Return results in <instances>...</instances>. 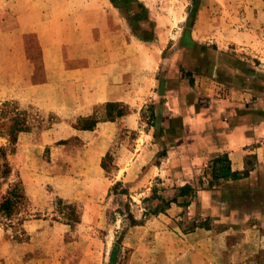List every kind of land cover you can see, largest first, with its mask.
Segmentation results:
<instances>
[{"label": "rangeland", "instance_id": "rangeland-1", "mask_svg": "<svg viewBox=\"0 0 264 264\" xmlns=\"http://www.w3.org/2000/svg\"><path fill=\"white\" fill-rule=\"evenodd\" d=\"M201 1L0 0L1 39L8 46L20 40L33 69L30 77L20 81L13 66L0 64V84L12 90L0 96V150L4 154L0 163L5 159L10 169L5 178L0 177V198L16 180L26 198L15 215L25 220L17 224L13 218V226L0 221V264H189L195 254L188 253L187 247L220 245V205H216L220 196L213 194L210 216H186L190 201H199L202 190L209 188L208 164L190 170L193 160L187 153L179 163L152 176L153 166L163 170L167 164L165 150L156 152L142 167L136 160V154L156 139L150 133L158 121L155 108L161 106L158 92L174 64L167 60L173 40L165 42L166 37L180 30L176 46L185 44ZM260 1L264 2L220 0V9L226 20L229 13L234 24H242L240 30L247 32L252 13L264 7ZM248 32L242 42L250 44L237 47L247 50H234L232 45L230 53L240 56L243 70L258 71L262 78L264 20ZM50 41L57 44H39ZM78 68L85 69L83 79L54 76L53 70L63 73ZM44 69L48 76H43ZM184 69L178 71L186 74ZM247 72L242 71L243 75ZM106 73L123 91V99L111 102L124 105L126 113L107 120L104 101L92 104L87 115L75 114L82 96L88 95V82L98 85ZM150 106L154 116H150ZM16 114L26 128L11 143L8 127ZM87 116L113 126L102 130L101 136L96 124L81 134L78 118ZM106 152L109 158L103 169L100 162ZM116 181L126 194L108 191ZM183 184L195 188L194 193L178 196ZM171 198L174 202H169ZM124 204L139 224L129 225ZM64 205L74 209L77 222L62 220L60 215L68 210ZM155 205H162L163 211L148 214ZM250 224L249 220L238 222L240 228Z\"/></svg>", "mask_w": 264, "mask_h": 264}, {"label": "crops", "instance_id": "crops-1", "mask_svg": "<svg viewBox=\"0 0 264 264\" xmlns=\"http://www.w3.org/2000/svg\"><path fill=\"white\" fill-rule=\"evenodd\" d=\"M221 10L220 0H202L194 13L185 44L176 46L182 35L180 30L174 36L166 37L165 42L173 40L167 60L170 65L171 62L174 64L171 71L168 68V79L160 85L158 92L161 106L155 108L158 121L150 133L151 136L155 134L156 139L149 144L151 146L146 145L142 153L136 154V160L142 167L156 152L165 150L167 164L163 165V170L153 166L155 170L152 169L151 175L154 176L179 163L180 157L187 153L193 160L190 170L206 167L214 158L225 157L229 170L237 173L238 178L217 179L208 190H202L199 201H190L186 211V216H210L213 194L220 196L216 202L220 205V245H202L197 251L192 246L187 247L188 253L195 254V259L190 258L189 264H264V76H258V71L250 74L246 68L243 70L240 56L230 53L232 45L234 50H247L246 47H237L250 44L249 41L242 42L243 35L261 25L264 7L256 8L252 13L247 24L249 28H246L248 33L240 30L242 24H234L229 13L226 20ZM2 13L0 7V24ZM245 15H248L247 9ZM25 21L29 25L26 16ZM14 42L15 45L8 46L0 34V64L13 66L15 78L22 81L32 75L33 69L32 65L29 66L22 42L17 38ZM39 44L55 46L57 43ZM44 55L42 50V59ZM183 66L187 73L182 75L178 70ZM53 71L56 77L83 79L86 75L85 69L79 68L63 70V73L59 69ZM242 71L248 74L243 75ZM44 72L43 76H48V70L44 69ZM109 76L106 73L98 85L88 82V95L82 96L83 101L75 114H89L91 105L97 102L123 99L121 87L113 85L117 80ZM9 92H12L10 87L0 84V96ZM95 126L101 131L97 135L101 136L102 130L113 125L110 121H102ZM79 132L84 134L86 130ZM151 167L148 165L147 169L151 171ZM245 220L251 224L240 228L238 222ZM230 221L236 223L234 228L227 225ZM205 232L197 230L199 234Z\"/></svg>", "mask_w": 264, "mask_h": 264}, {"label": "trees", "instance_id": "trees-1", "mask_svg": "<svg viewBox=\"0 0 264 264\" xmlns=\"http://www.w3.org/2000/svg\"><path fill=\"white\" fill-rule=\"evenodd\" d=\"M105 107V118L107 120H114L117 117H120L126 113L124 109V105L118 102L107 101L104 103ZM153 108V107H152ZM152 108L150 106V116H154ZM78 121L81 122L78 126L79 129L89 130L94 127L97 120L93 117H80ZM76 126V127H77ZM26 128L24 119L18 114L14 115L11 118V124L8 127V135L9 141L13 143L15 141V135L17 132L24 131ZM0 154L4 158V154L0 150ZM109 158L108 153L106 152L101 159L100 166L103 169H106L105 160ZM208 169V186H211L216 182L217 179H236L238 178L237 173L231 172L228 167V161L225 157H217L211 160V162L207 166ZM9 165L5 159H3L2 163H0V177L5 178L9 174ZM245 171L243 172V176H245ZM120 182L116 181L108 191L116 192L119 194H126V188L120 187ZM119 188V189H118ZM195 188L190 187L187 184H183L178 187V196L185 197L190 193H194ZM175 198L169 199V202H174ZM26 202V198L23 194L22 187L19 180L15 182H11L9 188L6 190L5 194L0 198V221L6 224L7 226H13V218H15V222L18 224L19 221L25 220L24 218H17L15 215L18 213V209L24 205ZM163 203V200H160V204ZM168 204V200L164 201V205ZM187 205V203H185ZM66 209H68L65 213H62L61 218L66 224H72L78 221V217L74 211V209L70 205H64ZM124 214L126 219L129 221V225L133 226L139 224L140 222L136 221L134 214L129 211L127 204H124ZM162 205H155L154 209L148 214H157L158 212H162ZM122 213V211H118ZM147 213H142V216H145ZM115 263V262H114Z\"/></svg>", "mask_w": 264, "mask_h": 264}]
</instances>
